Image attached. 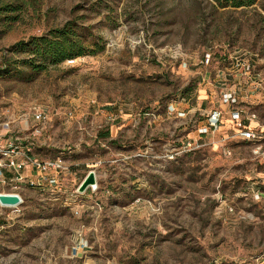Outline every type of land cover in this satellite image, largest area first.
<instances>
[{"label":"rangeland","instance_id":"374dc122","mask_svg":"<svg viewBox=\"0 0 264 264\" xmlns=\"http://www.w3.org/2000/svg\"><path fill=\"white\" fill-rule=\"evenodd\" d=\"M5 5L15 11L0 15V70L29 54L20 43L68 21L90 51L0 71V148L12 141L67 168L56 187L27 183L20 205H0V264H264V160L243 143L225 156L200 134L232 54L264 73V0ZM91 171L96 188L79 193Z\"/></svg>","mask_w":264,"mask_h":264},{"label":"built area","instance_id":"2783aa9c","mask_svg":"<svg viewBox=\"0 0 264 264\" xmlns=\"http://www.w3.org/2000/svg\"><path fill=\"white\" fill-rule=\"evenodd\" d=\"M219 74L222 76L219 82L221 105L206 116L200 134L207 136L209 143L220 145L225 156L232 155L229 142L243 143L249 147L254 158L264 160V121L254 108L258 102L242 100L239 95L242 89H248L249 99L251 93L256 94L262 90L264 73L257 70L246 52H236L230 56ZM230 82L234 87L228 88ZM257 101L262 103L264 98H258ZM42 117V112L36 114L37 119ZM227 119L231 121L232 128L222 134L220 129ZM0 152L5 156V160L0 158V186L10 188V191L3 193H17L27 183L32 186L46 183L56 187L59 173L67 171L58 159H40L28 151L19 152L16 143L12 141L7 142L5 148H0ZM27 170L33 172V176L36 175L34 179L26 175ZM5 171L9 172L8 176Z\"/></svg>","mask_w":264,"mask_h":264},{"label":"trees","instance_id":"16d2710c","mask_svg":"<svg viewBox=\"0 0 264 264\" xmlns=\"http://www.w3.org/2000/svg\"><path fill=\"white\" fill-rule=\"evenodd\" d=\"M220 8H241L252 6L257 0H212ZM0 15L5 12H13L9 5L0 8ZM22 49L29 48V54L19 60V66H12V59H4L1 63V72L9 74L11 71L28 68L34 72L43 71L48 66L62 63L68 59L84 56L89 52L87 39L79 34L75 21H68L62 27L51 29L41 36H33L27 42L20 43ZM15 62V61H14Z\"/></svg>","mask_w":264,"mask_h":264},{"label":"water","instance_id":"95a60500","mask_svg":"<svg viewBox=\"0 0 264 264\" xmlns=\"http://www.w3.org/2000/svg\"><path fill=\"white\" fill-rule=\"evenodd\" d=\"M96 178L94 172H89L78 187L79 193L86 192L89 188H96ZM22 203V198L17 193L0 192V205L4 207H16Z\"/></svg>","mask_w":264,"mask_h":264},{"label":"crops","instance_id":"0c3cea01","mask_svg":"<svg viewBox=\"0 0 264 264\" xmlns=\"http://www.w3.org/2000/svg\"><path fill=\"white\" fill-rule=\"evenodd\" d=\"M258 98H259L258 95H256L255 93H251V96H250L248 101L257 103V99ZM231 128H232L231 121L229 119H227V121L225 122V125L220 129V132H222V134L228 133ZM25 173L29 177H33L34 178L36 176V175L33 176L34 173L31 172L30 170L26 171Z\"/></svg>","mask_w":264,"mask_h":264}]
</instances>
